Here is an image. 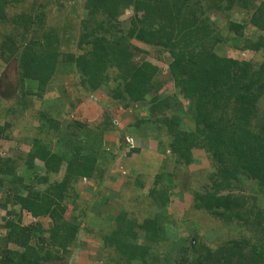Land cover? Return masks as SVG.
Wrapping results in <instances>:
<instances>
[{"label":"trees","instance_id":"16d2710c","mask_svg":"<svg viewBox=\"0 0 264 264\" xmlns=\"http://www.w3.org/2000/svg\"><path fill=\"white\" fill-rule=\"evenodd\" d=\"M50 1L0 0V61L16 64L15 88L0 97V143L15 144L0 156V264H67L71 247L83 246L81 230L109 248L101 264H264V0H81L66 9L79 22L59 18V29L44 22L42 6ZM126 7L132 12L122 21ZM231 10L239 12L238 21ZM247 25L261 33L245 37ZM136 41L157 57L168 55L166 79L136 58L148 53ZM226 43L258 58L221 54L217 49ZM57 65L76 77L68 105L42 99L64 78ZM168 81L172 94L162 89ZM96 90L108 99L103 119L88 125L69 116L80 94ZM108 104L141 105L145 113L125 123ZM14 129L23 137L13 136ZM114 131L119 143L108 151L104 136ZM125 136L150 138L160 157L146 212L133 197L123 203L124 186H100L118 151L139 152ZM21 142L27 150L18 162L13 150ZM195 149L208 164L198 173L202 184L190 190L191 208L232 223L247 232L242 238L219 241L216 225L206 228V238L171 232L165 208L174 194L189 191L185 167ZM82 177L97 185L88 201L79 199ZM22 212L35 220L23 224Z\"/></svg>","mask_w":264,"mask_h":264},{"label":"rangeland","instance_id":"374dc122","mask_svg":"<svg viewBox=\"0 0 264 264\" xmlns=\"http://www.w3.org/2000/svg\"><path fill=\"white\" fill-rule=\"evenodd\" d=\"M37 2H43L44 0H36ZM59 2V6L58 8L63 9L64 12H56V4H54L53 2ZM81 0H52L48 3H45L44 6H42L43 9L47 10V14H46V20H44V22H46V27H50V26H57L56 28L59 29L60 26H62V22H60L59 18H65L67 16H70L71 19H69L71 22H74L75 24L78 21V18H76L75 13L74 14H70L69 11H66V9H73L75 6H78V4H80ZM25 2V0H24ZM28 1L25 2V4ZM20 5V4H17ZM18 7V6H17ZM126 8L123 9V13L122 15L119 17L122 21H127V18L130 16L131 14V8L128 7L126 10ZM78 16H80V13L78 12ZM230 17H232V19L238 21L240 14L239 12L235 11V10H231L230 11ZM209 18L213 20L214 23L219 22L220 24H222L220 18L218 15H214L211 14L209 15ZM76 21V22H75ZM66 24H68V20L65 22ZM35 25V24H34ZM261 32L258 31L257 29H255L253 26L247 25L243 28V35L245 37H251V36H256L259 35ZM62 35V32H61ZM60 35V36H61ZM63 36V35H62ZM235 42L238 43V39H235ZM133 44L137 47H139L142 50H146L148 53L146 54H141V52L137 53V57H143V60H146L147 62L154 64L160 71H159V76H161L163 79H166L167 77V70H166V66H167V61H168V55L166 53L162 54L160 57L156 56V52L155 51H151L149 49L148 46L143 45V44H139L137 41L133 42ZM139 45V46H138ZM217 51H219L221 54H224L228 57L231 58H235L238 60H253V59H257V55H253L252 52H250L249 50L246 49H236V48H232L230 46V44H222L221 47H219L217 49ZM242 54V55H241ZM143 55V56H142ZM56 72H58V74H62V78L61 82H52L50 84V87H48V90L46 91V93L43 95V100L47 101V103L52 102L54 99H58L56 102H66L65 105L67 104V101L70 100L73 92V87H75L76 84V77L73 74H65L63 72V68L61 65H57L56 67ZM63 72V73H62ZM65 74V76L63 75ZM110 77L113 76V73L109 74ZM166 76V77H165ZM165 77V78H164ZM111 82V80H110ZM15 84H16V64L15 62H11V63H7L4 64L0 61V97L4 98L5 96H9L7 93H9V91L12 89V92L15 88ZM162 89L164 90V92H167V94H172L173 92V88H172V84L170 81L166 82ZM63 92H65L67 94V96H65L63 94ZM102 92V91H101ZM99 92L98 90L96 91H92L89 94H80V98H81V103H79L77 112L72 111L69 116L72 117H77L79 120L83 121L84 123L91 125V124H95L96 122L100 121L101 119H103L104 117V106L103 104L105 102L108 101V99H106V97L104 96L103 93ZM11 95V94H10ZM64 95V96H63ZM90 95V98L92 100H88ZM2 102L4 104H6L5 100H2ZM184 102V101H183ZM8 103V102H7ZM40 103V100H36L34 101V105L33 108L38 107V104ZM185 103V102H184ZM46 104V103H44ZM115 106L117 105H113V104H108L107 111L108 112H112L114 114V116L118 119H121L122 121L126 122H132V120L135 119L136 115H143L145 112H143L141 109H138L141 107V105L138 106H129L127 108H116ZM67 106H65L66 108ZM261 107L264 109V103L261 104ZM31 112V111H28ZM65 112V109H64ZM62 113L60 117H66L67 113ZM27 119V118H26ZM2 121V118L0 117V122ZM22 133L20 132L19 129H14L13 130V136H15L16 138L21 137ZM129 134V133H128ZM130 136H134V134H129ZM23 137V136H22ZM114 137V139L116 138V143H119L118 137H117V133L111 132L108 133L104 136L105 140L107 141L105 147H109L108 149L106 148V150L111 151L114 145V139L111 140L109 138ZM144 141L147 142L148 148H146V150H153L154 147V142L147 139L148 137H141ZM26 143V142H25ZM21 142L20 145L13 150L16 160L17 157L18 158V162H22L24 161L23 157L21 155L24 154V151L27 150V145ZM14 144V141L8 142L7 144L4 143L3 141H1L0 143V151H4V149L7 146H12ZM15 146V144H14ZM152 146V147H151ZM112 148V149H111ZM154 151V150H153ZM192 162L187 165L185 167V171H186V175H187V180H189V191H187V193H182V194H174L171 198V201L169 202L166 212L169 213V219L171 221V232L177 236V238H185L188 237V235L191 232H195L197 234H202L203 237L206 236V232L208 231L207 227H211V226H215V227H220L221 231L219 232L220 238L218 239V237L216 236V238L219 241H223L232 237L235 238H242L244 235L247 234V232L243 231V230H239L237 229V227L235 226V228L232 226V223L229 224H220V222H222L219 219H207L208 216L206 215V213H203L201 210H197V209H193L191 208V189L193 188H199V186L202 184L203 182V173L200 172V176H199V171L204 169L205 167H207L206 165L207 160L205 158L204 153L199 150V149H195L192 152ZM121 159V160H120ZM121 161V162H125L124 164L126 165V162H128V157L124 156V154H122L121 151H119L118 153H116V157L115 159L110 162L109 164H107V170H106V175H108V171L110 170V168H113L115 163ZM110 176V175H109ZM115 180L116 182H118L119 177L116 176H112V177H108L109 179ZM111 181V180H110ZM88 182L89 179L86 178V182L84 184L81 183V186H85L83 188H79V191L82 193H88L87 187L88 186ZM92 183H94L93 181H91ZM143 191L141 190V192L139 193V191H137L135 189L134 186H124L123 187V191H122V195L125 197L129 196V197H133L131 198V201L133 202V204H135L136 209H141V208H145V211H147L146 206H148V200L146 199V186H143ZM233 192H237L236 190H234ZM140 194V196H139ZM144 195V196H141ZM88 197V196H87ZM148 208V207H147ZM3 209L0 208V217L5 213L3 211ZM114 212H116V210H114ZM140 214L138 213V216ZM137 216V217H138ZM141 217V216H140ZM138 217V218H140ZM0 222H1V218H0ZM24 224V223H23ZM207 225V226H205ZM207 228V229H206ZM80 237H82L79 241H81V243H83V245H89L87 248H89L90 252L88 251V249L85 250H81V246H78L79 248H75V250H71V254L70 256L67 258V264H101L100 258L103 257V259L105 258V253H107V251L109 250V248H102V244L101 241L95 237H93L92 234H85L84 232H82V230L80 231ZM206 238V237H205ZM204 238V240H206ZM217 240V241H218ZM209 241V240H206ZM210 242V241H209ZM93 244V245H90ZM97 246V249L99 247H101L100 250L94 249L95 245ZM75 247V246H74ZM72 248V247H71ZM81 250V251H80ZM92 250H96L94 253ZM112 250V249H110ZM80 251V252H79ZM100 257V258H99Z\"/></svg>","mask_w":264,"mask_h":264},{"label":"crops","instance_id":"0c3cea01","mask_svg":"<svg viewBox=\"0 0 264 264\" xmlns=\"http://www.w3.org/2000/svg\"><path fill=\"white\" fill-rule=\"evenodd\" d=\"M109 139L113 140L114 137H111ZM148 140H149V138H148ZM115 142H116V138L114 139V142H112V143H115ZM133 145H135L139 148V152L138 153H131L128 156V162H126L125 167L123 165L125 162L118 161L115 163L113 168H110V170L108 171V174L110 175V177L117 175V177H119V180H118V182H116V179L112 181L111 178L109 180L105 179V181L102 180L100 186L105 187L104 188L105 191H107V189H110L109 187L134 186L135 188H137V191H139V193H140L141 190L143 191V188H144L143 186H146L145 191H147L148 187L151 185L153 175H154V173H155V171L159 165V162H160V160H159L160 157L153 150H151V151L146 150V148H148V146H150V145H148L147 142L144 141L142 138H135L133 140ZM121 163H123L122 166H121ZM61 171H62V169H61ZM61 171L58 173V176H60L62 174ZM81 183L82 182L79 181L77 186H79V188L85 187V186H81ZM82 184H84V183H82ZM94 186H97V185H95L94 183L91 182V180H89L88 186H86L88 193L87 192L83 193V196H82V193L79 191V199H81L83 201H88L91 197V193L94 190ZM126 195L123 198V203H125V204H126V200L128 199V197H126ZM139 196H140V194H139ZM113 205H115V204H113ZM2 213H3V211H2ZM29 215L30 214L27 212H22L21 213V222L26 224V222H28V220H29ZM81 238L82 237H80V234H79L78 241ZM90 245H93V244H90ZM74 246L75 247L72 246V248H71V250H73V251L75 250V248L76 249L79 248L77 244ZM88 246H89L88 244L81 246V250L83 251L85 249H88V251L90 252L89 248H87ZM100 248L101 247H99L97 249V246L95 245L94 249L100 250ZM92 251L94 253L96 250H92ZM85 252H86V250H85Z\"/></svg>","mask_w":264,"mask_h":264},{"label":"built area","instance_id":"2783aa9c","mask_svg":"<svg viewBox=\"0 0 264 264\" xmlns=\"http://www.w3.org/2000/svg\"><path fill=\"white\" fill-rule=\"evenodd\" d=\"M242 55V54H241ZM123 142L126 144V145H128L129 147H132L133 146V139L131 138V137H129V136H125L124 137V139H123ZM82 182H85V178H82ZM35 220V218L34 217H32L31 215H29V220H28V222L29 221H34ZM27 222V223H28ZM1 223V222H0ZM3 230L2 229H0V234H3Z\"/></svg>","mask_w":264,"mask_h":264},{"label":"clouds","instance_id":"9594fccd","mask_svg":"<svg viewBox=\"0 0 264 264\" xmlns=\"http://www.w3.org/2000/svg\"><path fill=\"white\" fill-rule=\"evenodd\" d=\"M128 7H126V9H127ZM125 9V10H126ZM0 156H3V151H0ZM82 178H85V177H82ZM82 178H81V180H80V182H82ZM85 181H86V178H85ZM82 183H85V182H82ZM27 223V222H26Z\"/></svg>","mask_w":264,"mask_h":264}]
</instances>
